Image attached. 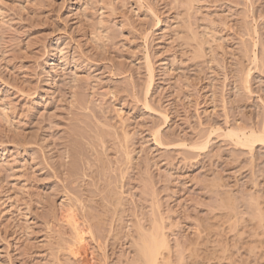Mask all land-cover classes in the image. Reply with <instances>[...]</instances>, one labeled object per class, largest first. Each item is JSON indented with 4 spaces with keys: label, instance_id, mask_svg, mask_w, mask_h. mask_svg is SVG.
Returning a JSON list of instances; mask_svg holds the SVG:
<instances>
[{
    "label": "rangeland",
    "instance_id": "374dc122",
    "mask_svg": "<svg viewBox=\"0 0 264 264\" xmlns=\"http://www.w3.org/2000/svg\"><path fill=\"white\" fill-rule=\"evenodd\" d=\"M239 131H264V0H0V264H144L159 231L160 264H264Z\"/></svg>",
    "mask_w": 264,
    "mask_h": 264
},
{
    "label": "bare ground",
    "instance_id": "6f19581e",
    "mask_svg": "<svg viewBox=\"0 0 264 264\" xmlns=\"http://www.w3.org/2000/svg\"><path fill=\"white\" fill-rule=\"evenodd\" d=\"M256 56V55H255ZM256 58V57H255ZM228 136L234 140L236 143L248 147L253 148L256 143L264 144V131L261 133H257L255 131L245 132H230ZM74 222V221H73ZM75 224V222H74ZM76 235V250L75 255L82 259V261H86V254H87V246L86 240L84 238L83 232L79 231L78 228L75 229ZM149 238L147 240L142 241V251H141V258L144 264H160V258L162 257L164 252H168V243L162 233L158 232H151L149 234ZM144 239V238H143ZM88 256V254H87ZM93 259V258H92ZM88 261V260H87ZM91 260H89L90 262ZM94 261V259H93ZM87 263V262H86ZM85 263V264H86ZM197 263V262H196ZM93 264V263H91ZM166 264H170L167 262Z\"/></svg>",
    "mask_w": 264,
    "mask_h": 264
}]
</instances>
